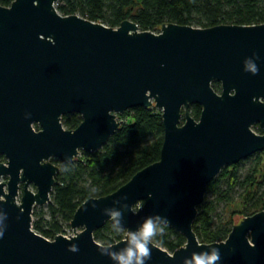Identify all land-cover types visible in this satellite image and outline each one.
Instances as JSON below:
<instances>
[{
	"label": "water",
	"instance_id": "1",
	"mask_svg": "<svg viewBox=\"0 0 264 264\" xmlns=\"http://www.w3.org/2000/svg\"><path fill=\"white\" fill-rule=\"evenodd\" d=\"M59 1L0 5V264H113L107 253L124 248L150 215L166 217L161 225L186 244L170 253L151 242L147 264H184L211 248L218 264H264V211L238 220L223 242L201 243L193 228L222 170L264 152V134L252 129L264 131V24H164L154 33L132 20L110 28L63 16ZM193 104L202 107L198 121ZM138 107L162 112L160 160L84 202L70 222L74 236L38 234L34 208L51 202L60 171L51 160L68 164L100 151L123 124L118 114ZM71 114L82 117L72 131L62 123ZM113 211L122 213L126 236L104 246L94 234L115 223Z\"/></svg>",
	"mask_w": 264,
	"mask_h": 264
},
{
	"label": "trees",
	"instance_id": "2",
	"mask_svg": "<svg viewBox=\"0 0 264 264\" xmlns=\"http://www.w3.org/2000/svg\"><path fill=\"white\" fill-rule=\"evenodd\" d=\"M13 1L0 0V5L9 7ZM56 8L63 16L78 15L110 28H118L125 20H132L141 31L154 33H159L164 24L196 28L264 24V0H60ZM212 86L216 92H221L220 83L214 82ZM201 111L199 105L190 108L196 120L200 119ZM124 118L128 121L100 151L82 152L80 158L68 164L52 159L60 171L47 206L48 213L43 207L34 208L32 226L38 234L49 240L63 235V223L70 225L76 210L84 202L116 192L138 172L160 160L164 141L162 112L155 107H138L120 114V119ZM81 122L79 114L62 118L64 127L71 131ZM256 132L260 134L262 130L257 129ZM258 158L260 162L245 179L239 176V163L224 168L209 184L207 194L217 195L218 198L208 200L205 197L198 208L193 228L201 243L213 244L228 238L236 223L230 219L215 224L214 217L219 202L230 203V195L237 186L245 188V216L264 211V165L262 157ZM5 160L4 156H0V162ZM222 182L227 184L225 190L221 188ZM94 237L104 246L124 238L110 222L97 230ZM152 242L173 253L186 244V239L173 227L160 224Z\"/></svg>",
	"mask_w": 264,
	"mask_h": 264
},
{
	"label": "clouds",
	"instance_id": "3",
	"mask_svg": "<svg viewBox=\"0 0 264 264\" xmlns=\"http://www.w3.org/2000/svg\"><path fill=\"white\" fill-rule=\"evenodd\" d=\"M249 70L252 73H257V66L249 62ZM111 220L115 219L113 224L114 230L123 228L122 213L113 211ZM159 222V223H158ZM166 217L160 215H150L144 218L135 232L129 233V240L126 246L118 251H111L107 254L113 264H147L151 258V242L157 234L158 227L161 223H167ZM2 237V233H0ZM73 251H77L73 246ZM220 260V252L217 248H211L207 251L194 252L191 258H185L184 264H218Z\"/></svg>",
	"mask_w": 264,
	"mask_h": 264
},
{
	"label": "rangeland",
	"instance_id": "4",
	"mask_svg": "<svg viewBox=\"0 0 264 264\" xmlns=\"http://www.w3.org/2000/svg\"><path fill=\"white\" fill-rule=\"evenodd\" d=\"M118 120L122 121L123 123L128 121L127 118L120 119V114H118ZM37 126L38 125H35V127H37ZM37 128L40 129L39 126ZM253 130H254V132H256V128H254ZM258 155L262 157L261 159H262V163L264 165V152L256 154V155H254V156H252V157H250V158H248V159H246L240 163L239 176L242 180L245 179L248 174L253 172V170H255L256 166L260 162ZM81 156H82V152H81L79 158ZM7 180H8V178L2 179V181H5V183L7 182ZM30 188L32 189V191L36 192V188L33 185H31ZM221 188L223 190H225L227 188V184L225 182H222ZM244 194H245V188L237 186L234 189V191L232 192V194L230 195V197H231L230 203H228L227 201L219 202V204L217 206L216 215L214 217L215 224H219L220 222H224V221L230 220V219L233 220L234 223H237L238 220L245 217V215L247 213H245L246 212V208H245L246 206H245V202H244ZM205 197L208 200H216L218 198L217 195H214L211 193L206 194ZM21 198H22V191H21V194L18 198V202H21ZM47 206L48 205L43 207V209L46 213H48V207ZM141 206H142L141 204L136 206L135 210H137ZM47 219H49V214H47ZM33 220H34V218H33ZM62 226H63V231H64L63 235H67V236H74L75 235V231L72 229V227L70 225L63 223ZM81 231H82V229L77 230V232H81ZM119 231H120V234L125 238L126 230L120 229ZM105 234H107V233H105Z\"/></svg>",
	"mask_w": 264,
	"mask_h": 264
},
{
	"label": "flooded vegetation",
	"instance_id": "5",
	"mask_svg": "<svg viewBox=\"0 0 264 264\" xmlns=\"http://www.w3.org/2000/svg\"><path fill=\"white\" fill-rule=\"evenodd\" d=\"M193 105H197V104H193ZM193 105H191L190 106V108L193 106ZM200 106V105H199ZM190 108H189V112H190ZM201 114H202V111H201ZM190 115H191V113H190ZM192 116V115H191ZM193 117V116H192ZM201 117V116H200ZM198 121V120H197ZM254 128H256V130L257 129H260V130H262V133H260V135H263L264 134V131H263V129L261 128V126L259 125V124H256L255 126H253V128L252 129H254ZM254 131V130H253ZM257 133V132H256ZM257 134H259V133H257Z\"/></svg>",
	"mask_w": 264,
	"mask_h": 264
}]
</instances>
